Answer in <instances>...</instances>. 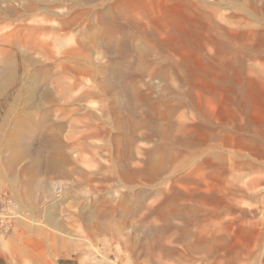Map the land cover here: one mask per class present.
<instances>
[{
	"label": "rangeland",
	"instance_id": "obj_1",
	"mask_svg": "<svg viewBox=\"0 0 264 264\" xmlns=\"http://www.w3.org/2000/svg\"><path fill=\"white\" fill-rule=\"evenodd\" d=\"M5 7L0 264H264V0Z\"/></svg>",
	"mask_w": 264,
	"mask_h": 264
},
{
	"label": "bare ground",
	"instance_id": "obj_2",
	"mask_svg": "<svg viewBox=\"0 0 264 264\" xmlns=\"http://www.w3.org/2000/svg\"><path fill=\"white\" fill-rule=\"evenodd\" d=\"M7 1H9V0H5V2H7ZM5 10H2V9H0V11H3L4 13H7L8 11H9V7H5L4 8ZM4 123V122H3ZM3 127V126H2ZM56 137V136H55ZM57 138V137H56ZM58 145H59V142H58ZM39 186V185H38ZM36 187H37V185H36ZM47 220H49L50 222H52V223H55V218L52 216V215H48V217H47ZM46 221V220H45Z\"/></svg>",
	"mask_w": 264,
	"mask_h": 264
}]
</instances>
